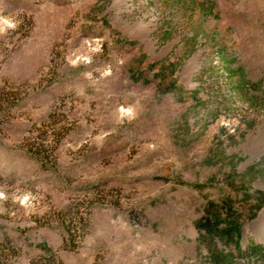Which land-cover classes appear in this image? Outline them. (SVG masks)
<instances>
[{
    "label": "rangeland",
    "instance_id": "rangeland-1",
    "mask_svg": "<svg viewBox=\"0 0 264 264\" xmlns=\"http://www.w3.org/2000/svg\"><path fill=\"white\" fill-rule=\"evenodd\" d=\"M7 243L13 264H264V0H0Z\"/></svg>",
    "mask_w": 264,
    "mask_h": 264
},
{
    "label": "trees",
    "instance_id": "trees-1",
    "mask_svg": "<svg viewBox=\"0 0 264 264\" xmlns=\"http://www.w3.org/2000/svg\"><path fill=\"white\" fill-rule=\"evenodd\" d=\"M12 103V102H11ZM27 151L34 156L43 167L48 166L49 154H47L41 146L29 147ZM59 223L62 227L63 234L61 240V249L65 251L76 250L83 237L87 233L88 223V213L75 212L73 215H65L64 212L59 213ZM6 251L2 249L0 251V264H13L11 263L9 257L16 256L17 251L10 245L6 244ZM30 264H63L56 254L49 253L42 256H38Z\"/></svg>",
    "mask_w": 264,
    "mask_h": 264
}]
</instances>
